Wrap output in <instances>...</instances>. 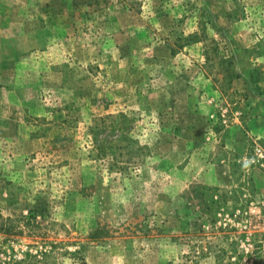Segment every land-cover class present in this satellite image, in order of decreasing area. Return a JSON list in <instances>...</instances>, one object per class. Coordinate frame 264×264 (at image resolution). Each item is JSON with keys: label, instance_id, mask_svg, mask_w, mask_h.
Instances as JSON below:
<instances>
[{"label": "rangeland", "instance_id": "374dc122", "mask_svg": "<svg viewBox=\"0 0 264 264\" xmlns=\"http://www.w3.org/2000/svg\"><path fill=\"white\" fill-rule=\"evenodd\" d=\"M44 243L51 264L264 251V0H0V264Z\"/></svg>", "mask_w": 264, "mask_h": 264}, {"label": "trees", "instance_id": "16d2710c", "mask_svg": "<svg viewBox=\"0 0 264 264\" xmlns=\"http://www.w3.org/2000/svg\"><path fill=\"white\" fill-rule=\"evenodd\" d=\"M119 119H122L121 122L116 123V124H112V129L113 130H120L122 131V133L124 134V132L126 130L130 129V125L128 118L121 114ZM94 144L96 146V150L99 152H101L103 150V148L105 149V147H103L104 145L102 143H100V141H94ZM139 149L142 150V147H140ZM258 168V167H257ZM260 170V168H258ZM32 231V230H30ZM28 231V232H30ZM32 235H35V233H30ZM50 244V243H49ZM255 245V244H254ZM256 248V251L254 253H252V255L254 256V261H251V264H264V251L261 247V245L257 244L254 246ZM50 250L48 251L47 247L45 246V243L42 244L40 247L36 246H30L27 245V249L24 251L23 253V257L22 259H20L19 261H14L11 263H7V264H51V257L52 255L60 254L62 251L59 247L58 243H53L49 245ZM233 254V253H231ZM236 255V253H234ZM72 256H77V253H71ZM239 257H237V261L236 262H228V264H238V262L242 259L241 255H238ZM229 258V257H227ZM232 258V257H231ZM82 260V259H80ZM247 263V264H250ZM167 264H171V263H167ZM218 264H222L221 261H219Z\"/></svg>", "mask_w": 264, "mask_h": 264}, {"label": "built area", "instance_id": "2783aa9c", "mask_svg": "<svg viewBox=\"0 0 264 264\" xmlns=\"http://www.w3.org/2000/svg\"><path fill=\"white\" fill-rule=\"evenodd\" d=\"M258 151H259V153H260V155H259V156L263 158V156H262V154H261V151H260V150H258Z\"/></svg>", "mask_w": 264, "mask_h": 264}]
</instances>
